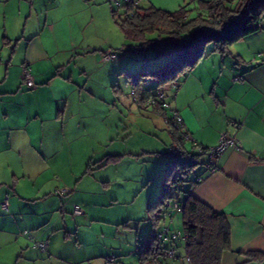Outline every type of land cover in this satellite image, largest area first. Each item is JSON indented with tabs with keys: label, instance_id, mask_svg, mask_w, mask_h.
Instances as JSON below:
<instances>
[{
	"label": "crops",
	"instance_id": "1",
	"mask_svg": "<svg viewBox=\"0 0 264 264\" xmlns=\"http://www.w3.org/2000/svg\"><path fill=\"white\" fill-rule=\"evenodd\" d=\"M79 4L87 6L84 0H0V264H53L54 259L63 260V256H55V250L64 236L51 234L44 218L59 208L64 212L65 206L76 215L73 204L83 209L76 216L90 213L95 203L80 194L79 182L85 175L92 176L94 169L117 164L126 155L121 149L126 137L113 136V125L105 120L106 115L91 107L96 96L89 87V67L96 60L97 64H111L114 72L127 69L121 59H103V52L110 47L108 38L99 47L85 41V27L77 25ZM93 22L91 19L86 27H92ZM73 35L80 37L73 39ZM98 49L104 51L96 54ZM262 52L264 20L257 31L234 42L228 53L208 51L173 84L172 98L167 97L194 140L186 142L189 150L215 146L221 133L234 136L238 142L218 155L216 170L204 164L194 167L186 184L192 196L223 213L229 223L230 247L221 253L219 264H264V258L250 255H264ZM25 61L35 83L32 88L21 78ZM143 107L161 115L152 105ZM80 136H89L92 147L75 152ZM170 137L172 141L171 133ZM117 141L120 144H114ZM113 145L119 151H109ZM202 157L201 161L209 160L207 155ZM57 158L62 169L56 171L59 179L51 181L57 184L55 193L69 189L57 193L66 196L63 207L56 196L42 193L43 185H35L41 175L36 170L39 162ZM78 160L83 169H76ZM90 163H94L92 169L86 171ZM196 176L200 180L191 182ZM27 179L34 180L27 184ZM5 195L8 206L3 209ZM51 202L54 208L46 206ZM178 213L173 211L165 221L174 226L182 224ZM165 221L160 225L169 228L170 235L175 230ZM180 238L176 242H182L186 255L184 239ZM43 240L48 242L46 251L34 246L35 241Z\"/></svg>",
	"mask_w": 264,
	"mask_h": 264
},
{
	"label": "rangeland",
	"instance_id": "2",
	"mask_svg": "<svg viewBox=\"0 0 264 264\" xmlns=\"http://www.w3.org/2000/svg\"><path fill=\"white\" fill-rule=\"evenodd\" d=\"M84 2L86 7L77 5L79 10L77 25L85 27L83 34L86 37L85 41L99 47L103 45V39L108 38L110 47L106 52L116 54L110 59L111 62L121 59L127 69L122 71L118 68L114 72L111 64H97L96 60L89 67L92 78L89 87L96 96L92 100L91 107L94 111L106 115L105 120L113 125L111 131L113 136L126 137L124 138L126 143L121 148L126 155L117 164L112 163L94 169L92 176L85 175L79 182L80 194L83 193L87 199L95 203L91 212H86L83 216L73 215L72 209L64 204L66 196L64 199L61 194L55 193L56 183L51 179H59L56 171L62 169L60 158L48 160L46 163L39 162L36 170L40 171L41 175L36 179L35 185L36 187L43 185L40 187L42 193L48 191L61 200L62 207L65 206L64 212L61 213L59 208L44 218L46 226L51 227L49 229L51 234L58 238L64 236V241L61 239L57 244L59 248L55 250V256L59 255L58 258L63 256L61 258L63 260L54 259L53 264H108L107 257L115 259L109 264H138L137 241L148 234L151 225L148 206L157 196L161 176L167 163L179 158L169 153L172 141L162 116L143 107L142 103L140 106L137 96L133 94L135 85L130 75L139 76L143 67H156L160 58L151 56L150 50H144L143 54L131 50L125 51L131 47L127 45L128 42L112 17V11H115L119 18L125 17L127 0H84ZM185 4L191 10L190 15H193L196 11V0H140L138 6H155L173 11ZM91 19H94L92 27H86ZM97 30L100 32L97 33ZM79 37L74 36L73 39ZM211 48V44H208L206 52ZM102 51L104 49H98L96 54H101ZM145 55L146 63L143 64ZM140 79L142 95L149 96L156 91V82L152 77L143 75ZM172 87L173 84H170L158 89H162L170 99L173 95ZM91 143L89 136H80L74 145V150L75 152L88 150L92 147ZM118 149L120 148L113 145L108 150L119 151ZM77 167L83 169V163L80 164L79 160L76 169ZM33 180L27 179L25 182L30 184ZM175 200L176 198H172L171 204ZM46 206L54 208V203L51 202ZM86 219L88 221H85ZM165 224L170 223L166 220ZM170 227L175 231H182L181 223L175 226L170 224ZM180 237L181 234L177 239L181 240ZM179 240L177 242L180 246L176 242L178 247L175 249L177 258H167V263L187 264L182 242L180 243Z\"/></svg>",
	"mask_w": 264,
	"mask_h": 264
},
{
	"label": "trees",
	"instance_id": "3",
	"mask_svg": "<svg viewBox=\"0 0 264 264\" xmlns=\"http://www.w3.org/2000/svg\"><path fill=\"white\" fill-rule=\"evenodd\" d=\"M196 4L193 15H190L191 10L186 4L167 11L155 6L140 7L138 4L134 5V0H127L125 17L119 18L112 11V17L128 42L127 45L131 47L125 51L143 54L144 50H150L151 56L160 58L156 67H143L139 76L130 75L135 85L133 94L137 96L140 106L148 97L140 93L141 76L152 77L157 89L177 83L208 53V44L212 46L210 52L228 53L234 42L257 31L264 20V0H196ZM143 62L146 63V55ZM149 105L160 112V103ZM170 133V148L179 145L180 151L173 152L169 149V153L179 158L169 161L163 170L158 194L148 206L151 225L148 234L137 241L138 262L170 264L167 263V258L171 257L165 250L170 247L176 249V240L162 241L158 234L165 228L160 225L161 222L175 211H170L166 205L171 204L172 198H176L173 203L177 202L180 206L177 211L182 218L181 233L184 235L185 257L188 258V261L185 258L186 263L219 264L221 253L230 247V227L226 216L192 196L190 187L186 188L194 167L204 164L210 170V161H201L205 155L203 152L189 150L186 147L188 142L183 140L180 131L173 129ZM200 147L202 150L208 148ZM118 156L120 155L115 158ZM93 164L90 163L86 171H90ZM199 180L200 176H196L191 182ZM5 196L8 198V195ZM250 255L256 259L264 258L260 253Z\"/></svg>",
	"mask_w": 264,
	"mask_h": 264
},
{
	"label": "built area",
	"instance_id": "4",
	"mask_svg": "<svg viewBox=\"0 0 264 264\" xmlns=\"http://www.w3.org/2000/svg\"><path fill=\"white\" fill-rule=\"evenodd\" d=\"M139 1L140 0H134V5L139 4ZM260 55L264 56V52L260 53ZM115 56H116L115 52H106L103 54V59L109 60V59L114 58ZM21 78L28 88H32L35 86L34 80L32 78V74L30 72L29 63L27 61L23 62L22 66H21ZM235 79H240V77H236ZM142 102L145 105L160 103L161 110L159 113L161 114L162 119L164 121V124L166 125V127H168L169 131L173 130V129H177L178 131L181 132V136L185 142H192L193 141L191 134L187 130L184 129V123H183L182 115L180 114V112L178 110L171 107L170 101H168L166 99V95L162 89H157L152 95L145 98ZM237 143L238 142L234 136L228 137L225 133H221L219 140H218V143L215 146L208 147V148H206V150H202V148L200 146H198L197 151H199V152L201 151L205 155H207V157L210 161V165L208 164L210 166V170L214 171L217 168L216 159H217L218 155L222 151H224L228 146H231V145L237 146ZM170 150H172L173 152H178V151H180V146L174 145L170 148ZM68 191H69V189L67 187L56 190L57 193H66ZM1 206L3 209L7 208V206H8L7 196H5ZM166 206H167V208H170V211H172L174 209L180 210V206L178 205L177 202L173 203V204L168 203ZM73 213L76 215L82 214L83 213L82 207L79 204H74L73 205ZM168 233H169V228L165 227L160 231V233L158 234V237L160 239H162V241L168 240L171 242L176 240L178 238V235H180V234L184 238V235L179 231H175V232L171 233L170 235ZM25 234L27 235L28 238H32V236L30 234H27V232ZM34 246H36L41 251H46L47 247H48V242L45 240L35 241ZM165 251L169 257H171V258L176 257V250L174 247H170ZM185 258L188 261L187 256ZM112 261H113L112 257L107 258L108 263H110Z\"/></svg>",
	"mask_w": 264,
	"mask_h": 264
}]
</instances>
